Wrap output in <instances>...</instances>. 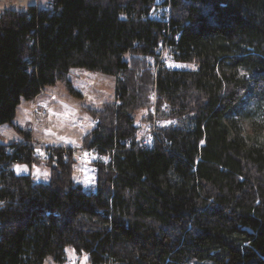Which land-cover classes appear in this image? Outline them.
Here are the masks:
<instances>
[{
  "label": "trees",
  "instance_id": "obj_1",
  "mask_svg": "<svg viewBox=\"0 0 264 264\" xmlns=\"http://www.w3.org/2000/svg\"><path fill=\"white\" fill-rule=\"evenodd\" d=\"M159 1L0 11V126L20 137L0 140V264H264V134L244 126L264 106V0ZM76 68L114 78L112 100L85 107L99 118L81 144L89 190L72 147L35 161L14 124L48 86L81 96Z\"/></svg>",
  "mask_w": 264,
  "mask_h": 264
},
{
  "label": "rangeland",
  "instance_id": "obj_2",
  "mask_svg": "<svg viewBox=\"0 0 264 264\" xmlns=\"http://www.w3.org/2000/svg\"><path fill=\"white\" fill-rule=\"evenodd\" d=\"M159 2H163L160 0ZM53 0H0V11L11 7L17 11H25L31 6L42 9H51ZM153 11V9H152ZM179 69H194L195 63L176 64ZM72 86L81 96L75 97L68 93L65 86L58 82L54 86L44 88L34 99L27 101L21 99L16 108L14 124L21 130L30 132L31 140H28L29 147H32L34 155L42 149L48 150L51 146L48 142H56L58 146L66 150L72 147L74 152L82 153V139L85 134L91 131L96 123L85 107L98 109L102 102L112 100L114 78L102 75L98 72L84 69H71L67 76ZM146 111L136 113L135 122L141 124L140 118L146 116ZM247 131L262 128L264 134V106L253 116L244 121ZM18 138L16 130L10 125L0 126V140H12ZM91 151V149H89ZM89 162V160H86ZM42 163V162H41ZM16 173L31 174L36 181L46 182L48 170L40 164H14ZM47 173V177H45ZM74 180L80 183L84 189L89 190L94 185V170L90 164L79 168L74 167ZM68 260H76V255L71 249L67 252ZM43 264H57L51 256H47ZM66 264V263H64ZM77 264H87L84 258L77 261Z\"/></svg>",
  "mask_w": 264,
  "mask_h": 264
},
{
  "label": "built area",
  "instance_id": "obj_3",
  "mask_svg": "<svg viewBox=\"0 0 264 264\" xmlns=\"http://www.w3.org/2000/svg\"><path fill=\"white\" fill-rule=\"evenodd\" d=\"M164 1V0H163ZM168 52V50H164L163 51V53H167ZM165 108H167V104H165ZM142 128H141V130L143 129V128H145L144 130H146L147 128H148V124H146L145 126L143 125V126H141ZM149 129V128H148ZM144 130H142V131H144ZM139 135H140V138L143 140V138H142V136L143 135H145V133H141V131L139 132ZM142 135V136H141ZM144 144H145V146H147V145H150V140L149 139H146V140H144ZM48 152V150H46V149H42V150H40V151H38L37 153H35L34 155L37 157V161H39V162H42V163H48V162H50L51 160L53 161V162H55L56 160H57V156H54V155H51L50 153H47ZM74 152V151H73ZM78 155V156H77ZM77 155H75V157H76V162H77V164H79L81 167H83L84 166V159H83V154L82 153H80V154H77ZM62 156L63 157H67L68 156V152H66V151H64V152H62ZM89 156H91V153H89ZM52 157V158H51ZM69 264H73L72 262H70Z\"/></svg>",
  "mask_w": 264,
  "mask_h": 264
},
{
  "label": "crops",
  "instance_id": "obj_4",
  "mask_svg": "<svg viewBox=\"0 0 264 264\" xmlns=\"http://www.w3.org/2000/svg\"><path fill=\"white\" fill-rule=\"evenodd\" d=\"M8 9H11V7L10 8H8ZM20 139V137L18 136V138H14V139H12V140H19ZM47 143L48 144H52V145H58L56 142H48L47 141ZM20 164V163H19ZM40 165H43V164H40ZM45 166V165H44ZM46 167V166H45ZM47 168V167H46Z\"/></svg>",
  "mask_w": 264,
  "mask_h": 264
},
{
  "label": "water",
  "instance_id": "obj_5",
  "mask_svg": "<svg viewBox=\"0 0 264 264\" xmlns=\"http://www.w3.org/2000/svg\"><path fill=\"white\" fill-rule=\"evenodd\" d=\"M99 122V118L97 117L96 120H95V123H98Z\"/></svg>",
  "mask_w": 264,
  "mask_h": 264
},
{
  "label": "snow or ice",
  "instance_id": "obj_6",
  "mask_svg": "<svg viewBox=\"0 0 264 264\" xmlns=\"http://www.w3.org/2000/svg\"><path fill=\"white\" fill-rule=\"evenodd\" d=\"M44 175H45V177H47V173H45Z\"/></svg>",
  "mask_w": 264,
  "mask_h": 264
},
{
  "label": "bare ground",
  "instance_id": "obj_7",
  "mask_svg": "<svg viewBox=\"0 0 264 264\" xmlns=\"http://www.w3.org/2000/svg\"><path fill=\"white\" fill-rule=\"evenodd\" d=\"M175 39V38H174Z\"/></svg>",
  "mask_w": 264,
  "mask_h": 264
}]
</instances>
